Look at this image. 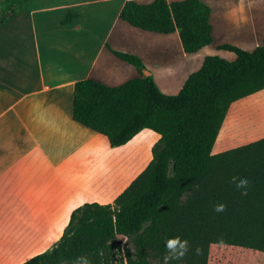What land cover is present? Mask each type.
I'll return each mask as SVG.
<instances>
[{"label": "crops", "instance_id": "crops-1", "mask_svg": "<svg viewBox=\"0 0 264 264\" xmlns=\"http://www.w3.org/2000/svg\"><path fill=\"white\" fill-rule=\"evenodd\" d=\"M69 1L66 5L60 0L30 3L31 34L21 35V41L0 43V250L6 256L13 251L10 242L14 241L24 251L46 247V237L58 233L53 236L55 244L76 208L85 203H113L140 175L141 169L118 183V176L113 182L109 170L139 167L142 159L136 151L149 142L142 136L151 130L123 147L112 148L106 136L74 119L78 82L93 80L119 87L142 77L114 52L138 56L159 89L177 95L190 75L203 67L206 57L237 59L222 46L252 52L264 44V0H200L211 11L213 42L196 53L184 50L180 31L158 34L121 20L127 2L147 5L156 0ZM177 1L181 0H168ZM246 127V132L235 133ZM261 139L264 91L231 106L213 154ZM151 160L152 152L147 166ZM62 217H67L63 228ZM221 244V248L230 247L228 254L237 264H264V251ZM41 253L26 259L19 255L18 264Z\"/></svg>", "mask_w": 264, "mask_h": 264}, {"label": "trees", "instance_id": "trees-1", "mask_svg": "<svg viewBox=\"0 0 264 264\" xmlns=\"http://www.w3.org/2000/svg\"><path fill=\"white\" fill-rule=\"evenodd\" d=\"M210 12L200 0L129 1L120 18L153 33L180 31L184 50L196 53L213 42ZM221 48L237 59L206 57L177 95L164 94L145 76L143 61L122 52L114 53L142 77L119 87L76 84L74 119L106 136L112 148L144 130L160 139L149 165L113 204L79 206L56 245L22 264H73L81 256L90 264H164L165 241L177 236L190 250L170 264H209L213 241L264 251V139L213 154L231 106L264 91V44L252 52ZM233 177L246 178L248 186L237 189ZM218 204L226 210L214 211ZM121 236L133 242L123 253Z\"/></svg>", "mask_w": 264, "mask_h": 264}, {"label": "rangeland", "instance_id": "rangeland-1", "mask_svg": "<svg viewBox=\"0 0 264 264\" xmlns=\"http://www.w3.org/2000/svg\"><path fill=\"white\" fill-rule=\"evenodd\" d=\"M30 1H32V0H0V43L4 42L7 39L10 41H14V40L21 41L22 40L20 38L21 35H23V34L30 35L31 34V21L30 20L32 19V14H31V10L28 9V5L32 2H38L41 0H33L32 2H30ZM60 2L62 5H66V4L70 3L69 0H60ZM111 12L112 11H110L109 13H111ZM56 13H58V12H56ZM111 14L113 15V13H111ZM55 16H57V15H55ZM247 129H248V127L243 128L242 130L236 129L235 133L236 134H242V133L246 132ZM143 135L144 136H142V137H144L149 142L147 141L148 143H146V145L144 144V145L140 146L139 148H137L136 154H137V156L141 157V159H142L140 166L135 168L134 170L129 169L125 172L119 170L120 172H122L120 175L116 174L119 171L116 172V171L110 169L109 175H110V178L113 176V182H114L115 178L118 176L116 178V180L118 181V183L119 182L122 183V181L124 179L128 180V178H131L140 169L142 170L141 173L146 169V166H147L146 160L151 158V152L152 151H151L150 147H151V145L155 139L158 140L160 138L156 133H154L152 131H146ZM238 140H240V139H238ZM126 155L129 156L130 154H126ZM132 155H133V153H132ZM111 204H113V203H111ZM66 220H67V217L61 218L62 228L64 227ZM22 236H25V235H22ZM53 236L58 237V233L54 234L52 236L49 235L48 237H46V241H48L46 244V247H40V248H35V249L24 248V251L21 249L22 244L18 243L19 244V246H18V244L15 241L10 242L13 244V251L10 253V255L8 254L6 256V252L3 250H0V262H5L7 260L8 261L10 260L9 264H18L19 262L22 261L21 256L23 257V259H26V258H29L36 253L46 252V251L50 250L53 246H55L57 243L56 242L55 244L52 245V243L54 241ZM119 242H120V245L122 248V253L127 248H130V249L133 248L132 239L121 236L119 238ZM1 244H3L2 241H0V245ZM219 244H220L219 242H214V241L211 242L210 250H211L212 255H210L211 259H210L209 264H237V262H235V259L232 257V254H228L231 252L230 247L225 245L226 247L221 248L222 244L221 245H219ZM11 255H12V259H10ZM19 255H21V256L18 258Z\"/></svg>", "mask_w": 264, "mask_h": 264}, {"label": "clouds", "instance_id": "clouds-1", "mask_svg": "<svg viewBox=\"0 0 264 264\" xmlns=\"http://www.w3.org/2000/svg\"><path fill=\"white\" fill-rule=\"evenodd\" d=\"M238 180V182H237ZM233 182L236 183L237 189L246 188L248 186V180L246 178L238 179L233 177ZM241 195H247V192L244 191ZM226 210V206L223 204H218L214 207V211L223 212ZM166 254L163 257L164 264H170L172 260H182L189 252L190 245L187 240L181 239L179 236L170 237L165 241ZM199 250L197 249V252ZM73 264H90V261L86 257H77Z\"/></svg>", "mask_w": 264, "mask_h": 264}, {"label": "water", "instance_id": "water-1", "mask_svg": "<svg viewBox=\"0 0 264 264\" xmlns=\"http://www.w3.org/2000/svg\"><path fill=\"white\" fill-rule=\"evenodd\" d=\"M144 74H145V76H148V75H149V73H148V72H145Z\"/></svg>", "mask_w": 264, "mask_h": 264}]
</instances>
